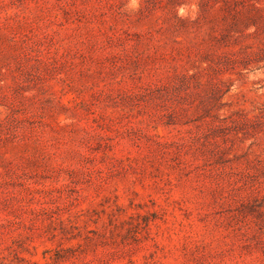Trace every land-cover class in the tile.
Returning a JSON list of instances; mask_svg holds the SVG:
<instances>
[{
  "label": "rangeland",
  "instance_id": "1",
  "mask_svg": "<svg viewBox=\"0 0 264 264\" xmlns=\"http://www.w3.org/2000/svg\"><path fill=\"white\" fill-rule=\"evenodd\" d=\"M0 264H264V0H0Z\"/></svg>",
  "mask_w": 264,
  "mask_h": 264
}]
</instances>
